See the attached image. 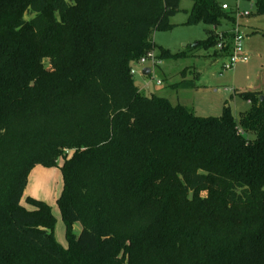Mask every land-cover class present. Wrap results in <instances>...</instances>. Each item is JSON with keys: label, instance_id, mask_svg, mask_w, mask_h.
I'll use <instances>...</instances> for the list:
<instances>
[{"label": "trees", "instance_id": "trees-1", "mask_svg": "<svg viewBox=\"0 0 264 264\" xmlns=\"http://www.w3.org/2000/svg\"><path fill=\"white\" fill-rule=\"evenodd\" d=\"M180 1L0 0V264H264V94L200 117L130 72ZM191 1L212 27L193 48L215 46L231 12ZM36 165L61 170L66 246L51 206L22 204Z\"/></svg>", "mask_w": 264, "mask_h": 264}, {"label": "rangeland", "instance_id": "rangeland-1", "mask_svg": "<svg viewBox=\"0 0 264 264\" xmlns=\"http://www.w3.org/2000/svg\"><path fill=\"white\" fill-rule=\"evenodd\" d=\"M220 3L234 5V0H218ZM239 9L248 10L250 15L241 17L239 23L244 33L242 45L249 58L246 62H237L230 68L223 63L225 58L215 55V48H193V44L206 38V30L212 28L202 22L187 24L188 13L192 7L191 0H181L179 11L168 20L170 27L156 30L152 42L156 46L150 50L156 57L154 64L151 57L142 65L133 64L134 82L146 94L168 98L172 104L189 108L200 117H220L225 109L238 119L249 109V103L239 92L260 91L264 94V13L257 14L253 0H240ZM28 17V16H27ZM225 24L216 27L223 28ZM163 48L170 53L185 52L177 59H158V50ZM150 68L148 75L142 74L143 68ZM184 73L181 75V72ZM194 80V87L172 88V84L181 78ZM160 80V83H157ZM61 160H59L60 164ZM62 189V174L59 166L44 167L36 165L29 173L23 193L22 204L26 196L42 200L51 206L56 219L54 235L56 240L66 246L64 225L57 204V197ZM74 233L81 230L80 223L73 226Z\"/></svg>", "mask_w": 264, "mask_h": 264}, {"label": "built area", "instance_id": "built-area-1", "mask_svg": "<svg viewBox=\"0 0 264 264\" xmlns=\"http://www.w3.org/2000/svg\"><path fill=\"white\" fill-rule=\"evenodd\" d=\"M240 0H234V5H227L226 3H220L221 9L224 11H230L232 15V20L228 26L217 30L214 28L217 34V42L214 46L215 51L220 54L218 56L225 58L223 65L226 68L232 67L237 62H246L249 58L247 52L244 50L242 45V40L244 33L241 31V26L239 19L251 14L248 10H240L238 2ZM256 6V0H253ZM151 57L154 64L157 63L155 55L148 51L144 56H142L137 63L142 65L145 63L146 58ZM159 62V61H158ZM130 72L134 74L135 69L132 67ZM151 72V71H150ZM157 83H160V80H157Z\"/></svg>", "mask_w": 264, "mask_h": 264}, {"label": "water", "instance_id": "water-1", "mask_svg": "<svg viewBox=\"0 0 264 264\" xmlns=\"http://www.w3.org/2000/svg\"><path fill=\"white\" fill-rule=\"evenodd\" d=\"M150 71H151L150 68L145 67V68L142 69V74L143 75H148V74H150Z\"/></svg>", "mask_w": 264, "mask_h": 264}]
</instances>
